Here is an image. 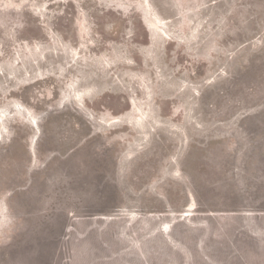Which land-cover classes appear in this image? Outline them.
Wrapping results in <instances>:
<instances>
[{"label": "rangeland", "instance_id": "rangeland-1", "mask_svg": "<svg viewBox=\"0 0 264 264\" xmlns=\"http://www.w3.org/2000/svg\"><path fill=\"white\" fill-rule=\"evenodd\" d=\"M0 264H264V0H0Z\"/></svg>", "mask_w": 264, "mask_h": 264}]
</instances>
